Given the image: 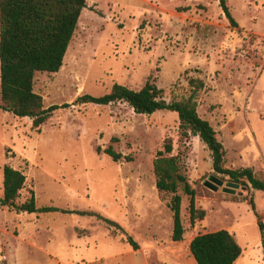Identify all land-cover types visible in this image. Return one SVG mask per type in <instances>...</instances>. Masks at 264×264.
<instances>
[{"label":"rangeland","instance_id":"374dc122","mask_svg":"<svg viewBox=\"0 0 264 264\" xmlns=\"http://www.w3.org/2000/svg\"><path fill=\"white\" fill-rule=\"evenodd\" d=\"M226 1L237 27L218 0H86L59 70L34 75L44 108L63 106L39 128L0 110V195L7 164L25 175L19 202L32 190L37 207L74 212L0 206V264H196L190 239L219 229L241 247L235 264H264L258 227L264 237V192L239 184L234 193L223 191L227 180L213 172L210 151L197 136L180 138L176 113L76 101L101 96L114 83L139 89L147 80L166 100L179 99L191 91L188 79L199 78L196 110L222 143L224 166L250 167L264 177V0ZM165 137L195 190V206L205 211L191 224L188 197L178 187L184 233L177 242L168 206L173 194L157 192L153 173ZM107 147L121 158L113 161ZM210 175L223 185H205Z\"/></svg>","mask_w":264,"mask_h":264},{"label":"trees","instance_id":"16d2710c","mask_svg":"<svg viewBox=\"0 0 264 264\" xmlns=\"http://www.w3.org/2000/svg\"><path fill=\"white\" fill-rule=\"evenodd\" d=\"M218 4L229 24L237 27L227 1L218 0ZM86 7V0H0V110L16 117H28L32 120V127L39 128L55 109L63 106L44 108L42 97L33 90L34 75L37 72L59 70L78 18ZM188 84L191 88L189 95L179 99L166 100L163 89L147 80L139 89L114 83L101 96L84 94L77 97L76 101L102 105L123 101L138 114L174 112L178 119L180 138L197 136L206 145L210 151L211 168L219 178L264 192V177L250 167L234 169L224 166L223 145L217 139L213 127L196 110V94L204 83L199 78H190ZM172 149V139L165 137L152 164L157 192L173 194L168 206L172 211L171 239L177 242L184 233L180 218L181 198L175 194L178 187L181 186L188 197V218L191 224L201 220L205 211L195 206V190L182 173L179 157L172 154ZM104 153L113 161L121 158L111 147L104 149ZM24 184L25 175L22 171L3 165L0 206L17 213L74 212L54 206L37 207L32 190L24 201L19 202ZM247 203L259 220L253 199L249 198ZM76 213L92 214L84 211ZM101 220L107 227L125 232L123 227L110 218L102 217ZM258 227L262 232L264 253L263 226L259 223ZM126 240L134 250L138 248L131 236L127 235ZM188 249L196 264H234L242 253L234 236L226 229L196 234L190 239Z\"/></svg>","mask_w":264,"mask_h":264},{"label":"water","instance_id":"95a60500","mask_svg":"<svg viewBox=\"0 0 264 264\" xmlns=\"http://www.w3.org/2000/svg\"><path fill=\"white\" fill-rule=\"evenodd\" d=\"M210 181L215 183V185H212V188L214 190H216L218 186H222L223 185V181L221 179H219L218 177L213 176V175L209 176V181H205V185L211 186V182ZM225 185H226V187H222V190L226 191V192H229V193H234L235 189L239 186L237 183H233V182H229V181H227L225 183Z\"/></svg>","mask_w":264,"mask_h":264},{"label":"crops","instance_id":"0c3cea01","mask_svg":"<svg viewBox=\"0 0 264 264\" xmlns=\"http://www.w3.org/2000/svg\"><path fill=\"white\" fill-rule=\"evenodd\" d=\"M240 258V256L237 258V260ZM237 260L234 262V264L237 262Z\"/></svg>","mask_w":264,"mask_h":264}]
</instances>
